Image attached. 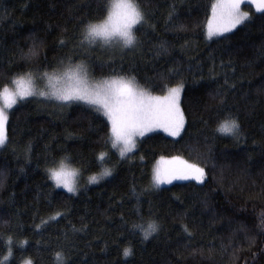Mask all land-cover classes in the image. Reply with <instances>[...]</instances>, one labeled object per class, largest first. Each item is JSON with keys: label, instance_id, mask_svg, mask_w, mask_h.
<instances>
[{"label": "trees", "instance_id": "16d2710c", "mask_svg": "<svg viewBox=\"0 0 264 264\" xmlns=\"http://www.w3.org/2000/svg\"><path fill=\"white\" fill-rule=\"evenodd\" d=\"M212 2L141 0L154 27L137 32L142 43L135 51H118L112 63L99 49L101 42L93 46L97 50L89 56L97 78L115 68L135 75L146 87L169 75L172 84L185 82L181 101L187 119L181 137L154 131L138 138L135 155L121 160L111 176L96 183L85 181L120 160L116 149L103 165L94 158L106 129L89 109L76 105L60 109L33 100L9 110L12 143L0 149V261L7 256L11 237L13 255L7 264L28 259L33 264H60L56 252H63L69 264H252L256 248L249 251L233 233L241 221L254 223L264 208V16L254 5L244 4L251 22L209 39L206 22ZM100 3L0 0V86L26 66L54 65L66 55L74 61L84 59L73 52V38L81 21L95 17ZM172 5L175 14L169 21ZM64 36L68 43L61 47ZM34 40L40 44L39 56L27 60L24 54ZM161 42H166L167 50L158 55ZM47 70L51 72V67ZM149 90L163 94L158 87ZM229 114L241 125L239 140L216 131ZM29 142L32 159L26 162L23 148ZM46 146L48 166L68 155L66 162L81 168L76 193L54 188L47 179ZM161 155H180L200 164L206 180H179L151 189L141 196L137 214L129 188L132 184L138 192L147 188ZM58 210L66 215L50 220ZM42 219L46 225L36 228ZM153 220L160 231L146 240L132 228L136 223L146 227ZM81 224L87 229L74 232L72 226L80 229ZM24 240L27 243L21 244ZM125 247L132 249L127 257ZM257 247H264L259 238ZM257 259L264 264V257Z\"/></svg>", "mask_w": 264, "mask_h": 264}, {"label": "snow or ice", "instance_id": "6c2138e0", "mask_svg": "<svg viewBox=\"0 0 264 264\" xmlns=\"http://www.w3.org/2000/svg\"><path fill=\"white\" fill-rule=\"evenodd\" d=\"M242 4L254 5L256 12L264 16V0H213L206 22L207 37L209 39L223 37L224 33L230 32L238 25L251 22L252 15L247 11H242ZM174 14L175 5H172L168 13L169 21L172 20ZM145 26L154 27L141 0H101L95 17L81 21L80 29L73 38L75 41L73 52H79L85 57L84 59L74 61L72 55H66L59 57L54 65L26 66L19 72L11 74L0 86V149L7 148L12 143L9 136V110L15 105L31 103L33 100L38 104L54 103L60 109L72 105L87 108L101 119L106 131L100 141L98 151L94 153V158L103 165L109 158L111 150L116 149L120 160H117L112 167H102L98 173L89 175L88 183H96L104 177L111 176L121 160L135 155L134 150H137L138 138L145 137L147 133L162 129L171 137H181L185 131L187 119L181 101V93L185 88L183 80L172 84V76L162 78L160 84L149 86L152 89L158 87L163 92L162 95H154L149 87L138 81L135 75L121 73L115 68L108 74L101 73L97 78L90 60L89 54L97 50L93 46L98 41L101 42L99 49L108 53V61L112 63L115 62L114 56L118 51L123 52L125 49L135 51L142 43L137 32ZM68 39L66 36L61 37L59 45L66 46ZM39 47L40 44L34 40L28 53L24 54L25 59L38 57ZM159 48L162 52L158 55L166 52V42H161ZM48 67H51V72L47 70ZM43 80L47 81L46 89L37 87V84ZM216 131L236 140H239L242 135L238 118L231 114L218 122ZM32 150L31 142L24 146L23 156L26 162H31ZM12 151L13 155L18 156L15 147ZM45 152L44 164L47 179L53 182L54 188H63L67 190V193H76L79 190L77 177L80 175L81 168L67 163L68 155L63 156L58 164L53 163L52 166H48L47 146ZM51 159L55 161V157ZM144 159L141 155L140 160ZM83 163L82 161V165ZM207 175L206 169L200 164L190 163L180 155H161L151 169V178L147 188L142 187L138 192L137 186L132 184L129 188V197L135 199L134 210L139 214L141 196L145 192L159 188L162 184H171L174 180H195L203 183ZM64 215L66 213L58 210L49 219L55 220L56 217ZM4 223L7 224L8 221ZM46 223L42 219L41 224L35 227L40 228ZM72 227L74 232L87 229L86 224H81L80 229H76L74 225ZM183 227L185 232L189 231L187 225ZM132 228L139 229L146 240L153 233H158L161 226L153 220L148 222L146 227L136 223L132 225ZM233 234L242 238L249 251L256 248V251L252 252V264H261L257 258L264 257V247H257V241L259 238L260 242L264 243V208L257 213L254 223L249 225L241 221ZM8 243L7 256L0 261V264H7L8 257L13 255L11 237ZM20 243L26 244L27 241H20ZM131 252L130 247L123 249L125 257ZM55 255L60 264H69L63 252H56ZM232 255L236 256L235 247ZM23 264H33V261L28 259Z\"/></svg>", "mask_w": 264, "mask_h": 264}, {"label": "rangeland", "instance_id": "374dc122", "mask_svg": "<svg viewBox=\"0 0 264 264\" xmlns=\"http://www.w3.org/2000/svg\"><path fill=\"white\" fill-rule=\"evenodd\" d=\"M243 5H244V4L241 5V9H243L244 11H247L246 9L243 8ZM243 10H242V11H243ZM255 10H256V9H255ZM37 87H40V88H42V89H46V88H47V81H46V80H43L42 82H39V83L37 84ZM161 95H162V94H161ZM155 131H162V132H164L162 129H156ZM164 133H165V132H164ZM147 134H149V133H147ZM147 134H146V135H147ZM166 134H167V133H166ZM183 158H184V159H187V158H185V157H183ZM187 160H189V159H187ZM189 162H190V163H195V162L190 161V160H189ZM87 178H88V176L86 177V180H85L86 182H87ZM175 181H179V180H174L173 182H175ZM77 182H78V183L80 182V178H79V176L77 177ZM173 182H172V183H173ZM197 182H198V181H197ZM87 183H88V182H87ZM62 189H63V188H62ZM65 190H66V189H65ZM22 264H23V263H22Z\"/></svg>", "mask_w": 264, "mask_h": 264}]
</instances>
